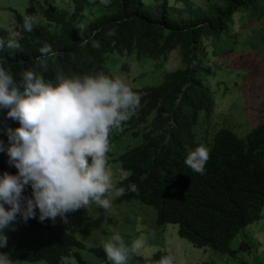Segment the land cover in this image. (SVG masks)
<instances>
[{"label": "trees", "instance_id": "trees-1", "mask_svg": "<svg viewBox=\"0 0 264 264\" xmlns=\"http://www.w3.org/2000/svg\"><path fill=\"white\" fill-rule=\"evenodd\" d=\"M70 1L73 11L43 8L47 22L35 23L31 32L23 31L22 17L34 16L35 1L31 0L25 14L12 8L13 27L0 25V40L5 41L0 47V67L10 71L14 80L32 69L55 83L58 72L113 75L117 59L125 56L141 63L163 60L157 67H166L170 56L177 53L176 69L165 71L156 83L132 89L140 103L119 130L121 136L130 133L134 141L118 156L128 173L117 185L125 189L120 199L135 198L156 207L158 224H177L178 235L197 247L235 257L238 250H252L246 240L237 249L231 242L264 215V113L243 136L228 125H219L214 117L222 114L217 111L219 99L232 91L231 77L221 67L215 70L210 61L220 52L242 51V45L255 54L264 52V0H205L185 7L166 0ZM86 9L98 11L87 22ZM255 22L260 26L252 30L255 37L241 38L246 24ZM13 32L19 49L6 46ZM109 32L113 35H107ZM44 43L56 55L41 69L38 49ZM245 63L244 59L240 65ZM236 64L239 62L227 63L232 66L229 71H237ZM7 123L17 126L11 120ZM0 139L7 143L6 136L0 135ZM196 145L208 148L203 174L184 164L186 149ZM3 171L14 174L16 169L5 162L0 165V173ZM129 184H135L137 191H129ZM4 231L13 251L1 249L9 258L66 264L64 257L74 255L78 264H91L77 250L86 246L66 225L40 223L35 218L24 223L18 218ZM22 241L26 247L21 251ZM88 251L106 259L102 247ZM167 255H171L168 250L156 251L141 258V264H159ZM239 264L249 263L242 260Z\"/></svg>", "mask_w": 264, "mask_h": 264}, {"label": "clouds", "instance_id": "clouds-1", "mask_svg": "<svg viewBox=\"0 0 264 264\" xmlns=\"http://www.w3.org/2000/svg\"><path fill=\"white\" fill-rule=\"evenodd\" d=\"M35 23L34 16L24 15L23 31L31 32ZM84 43L82 36L81 46ZM4 45L0 40V47ZM6 46L20 48L16 32L9 36ZM38 51V67L46 69L48 58L56 53L47 43ZM19 75V80H14L10 71L0 67V135L7 138V143L0 139V165L6 162L16 169L14 174L0 173V264L19 259L9 258L1 249L13 251L4 230L18 218L24 223L32 218L40 223L46 218L54 222L58 216L64 219L65 213L90 204L104 211L111 208L116 197L119 202L130 201L120 199L125 189L117 185L125 177L113 184L106 154L109 140H113L109 133L115 129L118 136L140 103L128 84L103 71L72 75L58 72L55 83L32 69ZM8 120L17 122V126H9ZM207 160L206 146L186 149L184 164L193 172L203 174ZM128 190L136 192L137 187L129 184ZM25 247L22 241L21 251ZM101 247L110 264H127L130 254H140L143 243L134 239L126 244L121 234L113 231L101 241ZM169 253L172 256L162 257L159 264H174L175 258ZM258 254H264V246Z\"/></svg>", "mask_w": 264, "mask_h": 264}, {"label": "rangeland", "instance_id": "rangeland-1", "mask_svg": "<svg viewBox=\"0 0 264 264\" xmlns=\"http://www.w3.org/2000/svg\"><path fill=\"white\" fill-rule=\"evenodd\" d=\"M36 23H46L42 15L43 8L65 7L73 11L70 0H34ZM96 1V0H92ZM147 2H162L164 0H146ZM171 5L185 7L187 5H199L205 0H166ZM31 6V0H0V25L5 28H12L14 16L12 8L21 14H25ZM98 14L97 10L86 9L85 22L90 21ZM258 23L246 24L244 38H254L252 30L258 29ZM239 47L242 51L229 53L220 52L213 55L210 61L215 70L220 67L230 75L228 82L231 92L222 99H219L218 112L214 120L219 125H228L239 136H243L255 124L261 121V114L264 113V52L255 54L249 47ZM250 50V51H249ZM245 59V65H240ZM131 57H119L114 67V76L121 78L132 89L143 85L156 83L161 80L165 71H171L179 66L178 54L175 53L165 63L166 67H157L161 61L134 62ZM239 62L233 66H239L237 71H229L227 63ZM127 63V67H122ZM160 78V79H159ZM117 130L109 133L111 140L110 153L106 156L107 170L111 174L114 185L126 177L127 171H122L118 156L126 151L134 141L129 134L118 135ZM117 136V138H115ZM115 138V139H114ZM30 191V189H29ZM114 198L112 206L108 210H101L99 206L90 204L86 208H80L73 212L65 213L64 219L59 216L53 222L46 218L50 224L63 223L72 229L75 236L86 246V249L79 250L83 257L91 264H110L94 253L88 251L91 247H101V241L107 239L113 231L119 232L128 244L134 239H140L143 248L139 255H129L127 264H141V258L151 256L157 250L167 249L174 256V264H239L242 260L249 264H264V254H258V249L264 246V215L254 224L245 230H241L232 240L231 246L239 248L246 240L251 242V249H241L236 252V257L228 253L222 254L212 248H200L191 241L178 235V226L174 223L160 225L157 223V209L154 206L142 203L137 199L130 201H117ZM66 264H78L74 255L64 257ZM10 264H48L44 260L31 262L21 259H10Z\"/></svg>", "mask_w": 264, "mask_h": 264}]
</instances>
